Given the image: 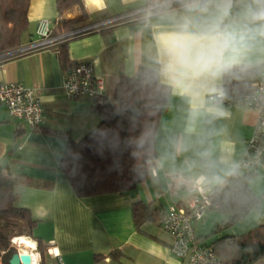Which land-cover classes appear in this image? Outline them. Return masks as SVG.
Returning <instances> with one entry per match:
<instances>
[{"label": "crops", "instance_id": "crops-1", "mask_svg": "<svg viewBox=\"0 0 264 264\" xmlns=\"http://www.w3.org/2000/svg\"><path fill=\"white\" fill-rule=\"evenodd\" d=\"M169 1L81 0L86 16L84 24H96ZM189 3L172 7L169 3L144 19L67 42V62L89 63L93 76L103 80L107 98H112L119 78L134 76L139 66L155 69L159 82L169 88L157 123L156 156L148 176L123 193L78 198L60 168L67 139L81 140L98 124L99 118L91 110V99L65 95L62 89L65 70L58 54L51 49L0 59V82L33 89L44 113V123L34 130L25 121L11 118L0 105V168L15 178V205L28 210L37 222L33 235L46 246L42 259L36 252L37 242L27 238L31 249H23L34 264L58 261L62 264H186L169 252L172 238L167 232L163 230L166 233L163 237L147 230L148 225L160 228L156 222L144 223L136 229L131 206L135 202L152 204L160 218L162 211L170 206H186L193 197L194 193L187 189L188 181L203 178L207 186L221 184L242 156L256 122V113L242 103L230 106L210 103L207 97L222 86V76L207 85L214 91L203 96V105L191 125L194 130L188 131L191 105L161 75L157 35L173 30L185 16L192 17L194 23H204L210 14L217 12L220 0H212L209 14L189 12ZM249 6H256L253 0H232L230 18ZM80 15L81 9L73 7L64 18L72 20ZM58 17L55 0H29L28 28L21 44L35 38L37 21L46 19L54 25ZM262 64L264 55L257 54L241 65ZM242 78L252 83L257 75L244 73ZM261 172L264 171L256 170V176ZM213 211L195 224L196 238L202 235L204 220ZM112 252H119L118 260L112 258Z\"/></svg>", "mask_w": 264, "mask_h": 264}, {"label": "trees", "instance_id": "trees-1", "mask_svg": "<svg viewBox=\"0 0 264 264\" xmlns=\"http://www.w3.org/2000/svg\"><path fill=\"white\" fill-rule=\"evenodd\" d=\"M188 2L190 0H179L168 6ZM28 5L29 0H0V56L21 45L28 28ZM55 6L59 17L52 28L53 37H62L80 27L92 25L84 24L86 16L81 0H55ZM73 7L81 9L80 17L65 19L66 12ZM71 39L63 38L52 48L65 71L75 65L67 62L66 45ZM262 71L264 64L235 67L223 75L225 95L231 97L248 92L251 83L242 75H258ZM168 95L169 88L159 82L156 70L139 66L134 76L119 78L113 96L106 104L93 103L91 110L98 116V124L77 142L68 138L60 161V168L76 197L123 193L147 178L156 156L154 137L158 119ZM40 126L30 127L38 130ZM255 176L256 171L240 175L231 169L221 184L209 186L214 210L223 218L213 224L212 231L195 236V239L210 248L221 264H255L264 259V223L243 234L219 236L206 242L211 235L229 230L250 210L261 205L263 197L256 196L249 187ZM14 185L15 178L0 168V264H8L16 253L11 247L14 238L35 240L42 259L46 253L41 239L33 235L37 222L28 210L15 205ZM131 210L137 230L147 222L159 225L160 218L152 204L135 202ZM110 255L117 260L120 257L119 252Z\"/></svg>", "mask_w": 264, "mask_h": 264}, {"label": "built area", "instance_id": "built-area-1", "mask_svg": "<svg viewBox=\"0 0 264 264\" xmlns=\"http://www.w3.org/2000/svg\"><path fill=\"white\" fill-rule=\"evenodd\" d=\"M176 1L179 0H170L153 6L148 5L140 10L123 13L96 24L80 27L62 37H53V25L48 20L41 19L36 23L35 38L8 52L5 54L6 57L3 55V59L51 50L63 38L73 39L139 18L144 19L156 9ZM62 89L69 98L87 97L97 104H106L109 101V98L104 94L103 80L93 76L92 68L86 62L76 63L64 72ZM207 98L214 105L230 106L234 103H242L256 113L253 133L246 141L245 150L234 164L233 169L240 175L256 170L264 171V71L257 75L255 81L250 84L248 92L244 94L227 97L223 87L219 86ZM0 105L5 107L11 118L23 120L30 126L44 123L43 108L33 89L20 84L0 82ZM187 189L194 195L186 206H170L160 215V228L172 238L169 252L186 264H221L210 248L200 245L195 239V224L202 221L209 210L215 208L209 198V186L205 185L203 180H190ZM56 264L62 263L58 261Z\"/></svg>", "mask_w": 264, "mask_h": 264}, {"label": "clouds", "instance_id": "clouds-1", "mask_svg": "<svg viewBox=\"0 0 264 264\" xmlns=\"http://www.w3.org/2000/svg\"><path fill=\"white\" fill-rule=\"evenodd\" d=\"M237 17H231L232 0H220L215 14L204 23L185 16L171 31L157 35L161 75L191 105L190 126L203 105L207 85L220 79L253 55H264V0H253ZM212 0H190L189 12L209 14ZM210 112L217 109H208ZM203 180V178H201Z\"/></svg>", "mask_w": 264, "mask_h": 264}, {"label": "rangeland", "instance_id": "rangeland-1", "mask_svg": "<svg viewBox=\"0 0 264 264\" xmlns=\"http://www.w3.org/2000/svg\"><path fill=\"white\" fill-rule=\"evenodd\" d=\"M7 54V53H6ZM5 55V54H3ZM3 55H1L0 59H3ZM6 57V55H5ZM251 189L257 194V196L263 195V200L261 205L258 208L250 210L245 216H243L241 219H239L233 227H231L229 230H226L218 235H211L210 239L207 240L209 242L210 240L212 241L214 238L219 237V236H225V235H237V234H243L245 232H248L258 224L264 223V172L259 173L250 183ZM221 219V215L216 212L215 210L206 217L204 220L203 224V229H201L200 233L202 235L208 234L210 231L213 229V224L214 222H218ZM147 230L157 234L158 236H166V233L163 232V230L157 226H150L148 225ZM27 239V237H22ZM15 239L11 240V247L15 249V252L18 253H25V250L22 247H19L18 245L15 244ZM28 240V239H27ZM36 252L40 255V253L37 251ZM255 264H264V259L256 262Z\"/></svg>", "mask_w": 264, "mask_h": 264}, {"label": "water", "instance_id": "water-1", "mask_svg": "<svg viewBox=\"0 0 264 264\" xmlns=\"http://www.w3.org/2000/svg\"><path fill=\"white\" fill-rule=\"evenodd\" d=\"M8 264H34V263H32V258L30 254L16 252L10 257Z\"/></svg>", "mask_w": 264, "mask_h": 264}, {"label": "bare ground", "instance_id": "bare-ground-1", "mask_svg": "<svg viewBox=\"0 0 264 264\" xmlns=\"http://www.w3.org/2000/svg\"><path fill=\"white\" fill-rule=\"evenodd\" d=\"M15 244L18 245L19 247H22V248H30L32 246V244L30 243L29 240H27L25 238H22V237L16 238L15 239Z\"/></svg>", "mask_w": 264, "mask_h": 264}]
</instances>
